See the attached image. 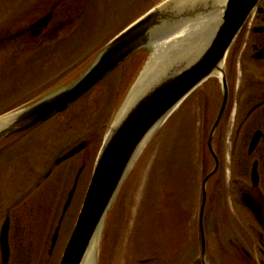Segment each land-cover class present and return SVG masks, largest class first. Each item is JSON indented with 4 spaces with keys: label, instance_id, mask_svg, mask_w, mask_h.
Returning <instances> with one entry per match:
<instances>
[{
    "label": "rangeland",
    "instance_id": "1",
    "mask_svg": "<svg viewBox=\"0 0 264 264\" xmlns=\"http://www.w3.org/2000/svg\"><path fill=\"white\" fill-rule=\"evenodd\" d=\"M165 1L79 2L77 14H68L62 33L53 42L41 39L31 45L37 49L29 63H49L52 58L67 77L74 64V84L114 37ZM153 53L154 47L139 51L76 102L68 114L40 127L38 131L45 137L39 147L38 143L26 149L12 164L0 159V230L9 212L10 264H20L21 259L23 264L60 263L104 140ZM216 119L214 76L185 100L144 149L99 233L93 264H187L202 259V184L215 168L208 138ZM88 140L91 143L86 149L56 167L50 179L44 178L57 159ZM213 147L217 155V131ZM227 148L226 160L230 158ZM80 169L77 191L50 257L51 240ZM54 181L59 184L54 186ZM207 194L211 209L207 245L210 258L217 259V174L209 181ZM226 202L237 209L235 200ZM226 224L223 222V230ZM224 232L227 236L228 230Z\"/></svg>",
    "mask_w": 264,
    "mask_h": 264
},
{
    "label": "flooded vegetation",
    "instance_id": "2",
    "mask_svg": "<svg viewBox=\"0 0 264 264\" xmlns=\"http://www.w3.org/2000/svg\"><path fill=\"white\" fill-rule=\"evenodd\" d=\"M79 2L90 0H0V117L21 111L76 81L74 64L67 77L52 58L38 64L29 60L37 49L31 45L41 39L53 42L62 33L68 14H77ZM223 77L224 81L217 78V120L226 101L217 127V259L210 258L208 248L209 259L187 264H264V0L233 41ZM73 105L41 126L0 142V159L12 164L26 149L38 143L39 147L45 137L39 128L68 114ZM86 143L89 146L91 141ZM227 147L230 158L226 160ZM60 165L54 162L44 178L50 179ZM228 198L236 201L237 209L229 207ZM7 218L11 222L9 212ZM210 221L208 203L207 229ZM225 221L228 225L223 230ZM9 244L11 249L10 232ZM55 247H51L50 257ZM10 261L11 255L7 262L1 256L0 264ZM23 262L21 259L20 264Z\"/></svg>",
    "mask_w": 264,
    "mask_h": 264
},
{
    "label": "water",
    "instance_id": "3",
    "mask_svg": "<svg viewBox=\"0 0 264 264\" xmlns=\"http://www.w3.org/2000/svg\"><path fill=\"white\" fill-rule=\"evenodd\" d=\"M259 2L260 0H227L222 16L218 22L215 21L212 36L204 50L190 62L183 59L174 64L162 79L138 99L120 122H114L98 155L79 217L59 264H85L87 254L98 238L119 191L153 136L205 82L214 76L224 81L223 67L229 49ZM221 7L217 0H167L152 9L116 36L76 83L21 111L1 117L0 142L28 132L64 112L139 51L154 47L167 37V33L185 23L208 18L211 14L217 15ZM225 106L226 101L208 138V148L215 159V169L204 178L202 184L200 230L204 260L209 259L204 227L207 186L217 173V155L213 140ZM86 145L87 143L78 145L57 160L56 164L72 158ZM78 179L79 176L69 194L64 214L73 200ZM9 229L10 221L6 220L0 236L4 262L10 256ZM58 235L59 228L53 238L52 247L55 246Z\"/></svg>",
    "mask_w": 264,
    "mask_h": 264
},
{
    "label": "bare ground",
    "instance_id": "4",
    "mask_svg": "<svg viewBox=\"0 0 264 264\" xmlns=\"http://www.w3.org/2000/svg\"><path fill=\"white\" fill-rule=\"evenodd\" d=\"M226 1L217 0V4L222 6L221 10L217 11V15L211 14L208 18L185 23L183 26L177 27L176 30H171L166 34V38L154 45V53L118 113L115 124L121 121L138 99L162 79L174 64L183 59L190 62L204 50L212 36L215 21L218 22L222 16V9ZM216 75L221 76L220 73H216ZM97 248L98 238L93 242L85 264L95 262Z\"/></svg>",
    "mask_w": 264,
    "mask_h": 264
}]
</instances>
